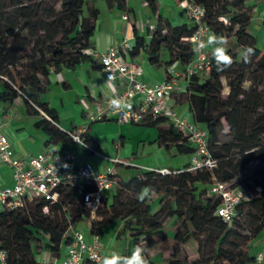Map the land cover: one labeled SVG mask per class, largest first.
<instances>
[{"label":"trees","instance_id":"1","mask_svg":"<svg viewBox=\"0 0 264 264\" xmlns=\"http://www.w3.org/2000/svg\"><path fill=\"white\" fill-rule=\"evenodd\" d=\"M109 7L127 9V0H105ZM151 11L158 12L157 0H146ZM206 10L205 23L217 35L228 32L233 35L228 50L233 64L222 72L217 71L213 56L210 74L206 77L192 76L184 96L185 102L194 112L197 123L210 134V151L219 160L215 171H183L162 177L156 171H148L128 181H121L113 193V201L104 200L99 211L107 210L99 218H91L83 209L77 190L71 186L57 189L56 203L42 198L25 201L20 208L0 210V247L8 254V264H39L37 257L50 253L53 258L61 256L64 246L70 244V228L84 220L91 222L90 234L103 236L115 223L123 225L128 232L132 249L140 245L148 250L165 239V223L177 218L175 244L167 264H249L256 263L257 256L242 250L264 233V217L256 218L251 226L239 224L243 217L242 208L250 205L257 213L264 211V170L259 171L256 196L243 201L237 208L238 217L230 224L216 216L220 199L208 196L215 181L244 185L238 176L249 172L252 162L264 163V115L259 114L264 101L259 92L244 89L248 75L264 73V55L257 47V38L248 32L253 14L264 0H241L240 6L230 7V0H195ZM100 10L88 0H2L0 1V102L14 104L23 101L25 112L38 117L34 126L48 137V145L72 144L69 134L63 130L60 116L43 98L48 93L53 74L74 70L83 63H92L95 69L101 65L88 55L91 41L96 32ZM225 19V21L221 20ZM264 28V16H263ZM196 31V26L184 23L172 25L162 16L152 35L151 42L136 37L135 53L144 48L149 53L152 66L161 65L163 49L170 53L169 67L178 63L182 69L194 58L191 43L187 40ZM245 45L255 49L250 63H244L240 53ZM241 49V50H239ZM227 81L229 93L223 97V80ZM200 99L199 110L193 98ZM243 121L239 131L236 115ZM226 123V126H225ZM168 121L163 118L146 119L142 127L156 128L157 143L166 151L175 149L178 154L189 156L194 149L187 138L174 129H161ZM226 127L228 132L226 131ZM233 135L229 141L224 136ZM85 142L99 151V147L88 131L82 134ZM174 139H178L175 141ZM247 170V173L245 171ZM154 189L161 195L159 209L152 211L150 198L143 202L137 193L143 188ZM110 199V198H109ZM46 209L48 211H46ZM256 217V215L254 216ZM210 237L213 249L206 248L204 239ZM198 245L196 259L181 255V246L189 238ZM37 249L34 250V245ZM130 256V255H124Z\"/></svg>","mask_w":264,"mask_h":264},{"label":"built area","instance_id":"2","mask_svg":"<svg viewBox=\"0 0 264 264\" xmlns=\"http://www.w3.org/2000/svg\"><path fill=\"white\" fill-rule=\"evenodd\" d=\"M185 11L191 25L196 26L195 33L187 39L194 48L201 40L206 41L212 34L211 28L205 23L206 10L195 0H176ZM123 19L129 20L128 14ZM226 22L225 19H221ZM88 55L98 62L107 80L111 83L121 81L123 90L115 93L104 101L95 104L94 112L90 114L89 121L99 122L115 117L121 124H140L146 119L163 118L168 121L180 134L187 138L194 149L188 157V163L178 170L163 168L155 170L162 177L175 175L183 171L196 172L198 170L215 171L218 169L219 160L212 155L210 134L194 117V112L188 106L186 112H178L171 104L175 93H185L189 79L196 76H208L212 68L210 49L205 48L201 53L194 52V58L185 69L178 72L175 65L167 68L168 78L163 82L148 84L143 81L144 71L141 65L134 61H127L119 45L111 46L106 52L99 53L87 50ZM186 80V88L180 86V79ZM121 97L131 105L130 109L115 111L109 108V100ZM226 126V123H225ZM4 118L0 115V163L12 169V186L0 185V210L17 209L25 201L34 198H46L51 203L59 199L57 189L61 186H71L77 190V196L83 209L92 219L103 205L104 200H109L113 195L118 181L114 169L109 167L105 173H99L88 163L80 164L71 147L62 151L37 152L32 156L16 154L11 149L8 136L3 131ZM88 127L79 132L66 131L72 140V145H78L87 152L103 157V155L87 144L82 137ZM226 131L228 129L226 127ZM115 163L128 165L120 160ZM247 173V170L245 171ZM139 178L141 175L138 176ZM258 191L261 189L258 188ZM208 196L220 199L216 209V216L224 223L230 224L238 217V206L248 200V190L244 185L215 181L208 190ZM46 211H48L46 209ZM70 244L62 249L58 258L38 260L39 264H100L106 255L105 245L100 237L92 236L87 239V234L75 227L70 228ZM257 262L261 264L264 256L258 254ZM0 264H8V254L0 247Z\"/></svg>","mask_w":264,"mask_h":264},{"label":"crops","instance_id":"3","mask_svg":"<svg viewBox=\"0 0 264 264\" xmlns=\"http://www.w3.org/2000/svg\"><path fill=\"white\" fill-rule=\"evenodd\" d=\"M157 2L158 12L154 14L146 0H127L125 11L120 10L118 6L109 7L105 0H88L89 4H94L100 10L90 49L103 53L111 46L119 45L127 61H134L141 65L144 71L142 79L148 84L163 82L168 78L166 63L170 60V53L163 49L160 54L161 65L152 66L147 50L141 48L138 53L134 51L136 47L134 27L148 46L158 26L160 16L174 26L184 23L191 24L176 0H157ZM124 14H128L129 20L123 19ZM96 64L100 65L98 62ZM173 65L178 72L184 70L178 63ZM50 81L48 93L43 101L48 102L49 106L59 114L60 127L65 131L74 132L88 127L87 131L97 143L103 157L89 153L78 145L63 143L48 145L49 137L34 126L38 117L26 114L21 99L12 105L0 102V115L4 118L3 131L8 136L14 153L32 156L37 152H56L71 147L80 164L88 163L99 173H105L109 167H112L119 183L123 180L117 173V167L137 170L136 174L130 178L132 179L144 172L163 168L178 170L181 169L182 163L184 165L188 163V156L178 154L175 149L168 152L157 143L159 132L156 128L142 127L132 123L121 124L115 117L93 123L89 121L96 102L104 101L123 90L121 81L111 83L107 80L103 68L95 69L92 63L86 62L74 70L53 74ZM186 85V80L181 78L180 86L186 88ZM171 104L180 113L188 110V104L181 92L172 96ZM112 160H120L128 165L115 163ZM0 185H13L12 169L3 163H0ZM152 196L157 197L155 194ZM114 225L109 227L103 236H100L106 253L110 255L112 251H115L120 255H131L133 249L128 232L126 230L122 232L123 225L119 223L118 226L116 223ZM176 229L177 218L168 219L164 229L165 239L157 242L148 250V257L152 263L167 264L173 254ZM87 232H85L87 239L91 241L90 228ZM196 246L198 247L197 244ZM42 258L51 259L53 257L50 253H42L37 260ZM84 264L90 263L85 262Z\"/></svg>","mask_w":264,"mask_h":264},{"label":"rangeland","instance_id":"4","mask_svg":"<svg viewBox=\"0 0 264 264\" xmlns=\"http://www.w3.org/2000/svg\"><path fill=\"white\" fill-rule=\"evenodd\" d=\"M0 1H2V0H0ZM240 1L241 0H230V5L232 4L230 7H234L236 5L240 6L239 5V4H241ZM263 16H264V2H262L261 4H259L257 6L255 13L253 14L250 26L248 28V32L257 38V47L261 50L262 54L264 55ZM223 36L227 37V39H228V45H227L228 50L231 47H235L234 45L233 46L231 45L232 42H235L233 35L229 36L228 32H226ZM209 49H210V53L212 55V46L211 47L209 46ZM239 50H241V49H239ZM201 77L203 78L205 76H201ZM223 85H224L223 97L226 98L228 93H229V88L227 86V81L225 79L223 80ZM244 89L248 93L251 90H256L257 92H259V99H261V101H264V73L259 71V73L256 72L255 74L251 73L250 75H248L247 81L245 82V85H244ZM193 101H194L196 108L199 110V103H200L199 97L195 95L193 98ZM259 114L264 115V103H263V107L259 110ZM236 122H237L238 130L242 131L243 130V121H241L239 114L236 115ZM161 128L165 131H169V130L173 129L169 123L163 124ZM233 137H234L233 135H229V136L227 135V136H224L222 140L223 141H229ZM181 166L184 167V164L182 163ZM116 170H117V173L119 174V177L123 181H128L137 172V170H135L134 168L126 169L124 167H117ZM260 170H264V163L252 162L249 165V172L247 174H243V175L238 176V180L243 182L244 186L248 190V198L249 199H251L253 196H256V194L258 192L256 188H257V183L259 182V175L258 174H259ZM117 186H116V188H117ZM116 188H115V190H116ZM155 195H157V194H155ZM112 196L109 199V205L113 201ZM160 198H161V195H157V197L152 196L150 198V203H151V207H152L153 212H155L159 209ZM107 210H104V211L102 210L100 212H97L96 217L99 218L102 214H104V212H107ZM242 212H243V217H241L239 224L245 228L248 226H251V224L253 222H256L255 221L256 218L264 217V211L262 213H257L252 208V206H250L248 204L242 208ZM255 215H256V217H254ZM116 225L118 226V223H116ZM90 226H91V222L89 220H84L83 222H81L79 224L78 229H82L84 232H87L88 229L90 228ZM114 227H115V225H114ZM122 230H123L122 232H124L125 228L123 227ZM210 239L211 238L209 236L208 237L206 236L204 239V242H205L206 248L208 247L209 249L212 250L214 243L211 242ZM196 244H197V241L195 238H193V237L189 238L184 244L186 249L182 248V250H181L182 257L187 258V256H190L193 259H196L198 257V254H199L198 247L196 246ZM34 250L35 251L38 250L37 244L34 245ZM242 250L249 251L250 255H252V256H257L258 254H262L264 256V233H261L256 239H254V241L249 246H243ZM39 251H40L39 253L41 254L42 249L39 248ZM249 264H254V263H249ZM255 264H259V263L256 262ZM261 264H264V261Z\"/></svg>","mask_w":264,"mask_h":264},{"label":"clouds","instance_id":"5","mask_svg":"<svg viewBox=\"0 0 264 264\" xmlns=\"http://www.w3.org/2000/svg\"><path fill=\"white\" fill-rule=\"evenodd\" d=\"M227 45V37L212 33L207 37L206 41H199L193 48V51L201 53L205 48L212 46V56L215 60L217 71L222 72L233 64V58L228 53ZM254 55L255 49L250 45H245L243 51L240 53L242 61L246 64L251 62ZM109 108L115 111H123L130 109L131 105L126 103L121 97H114L109 100ZM152 194H154V189L145 187L137 193V199L143 202L146 198H151ZM145 253L146 249L140 245L133 248L130 256L120 255L112 251L110 255L102 258L100 264H149Z\"/></svg>","mask_w":264,"mask_h":264}]
</instances>
